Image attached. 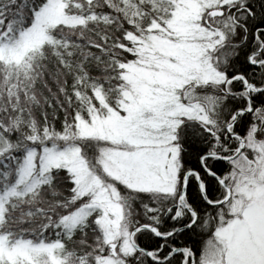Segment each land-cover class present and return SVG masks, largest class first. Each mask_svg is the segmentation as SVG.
I'll return each mask as SVG.
<instances>
[{"label":"snow or ice","instance_id":"obj_1","mask_svg":"<svg viewBox=\"0 0 264 264\" xmlns=\"http://www.w3.org/2000/svg\"><path fill=\"white\" fill-rule=\"evenodd\" d=\"M0 264H264V0H0Z\"/></svg>","mask_w":264,"mask_h":264}]
</instances>
